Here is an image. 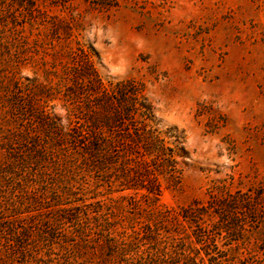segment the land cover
<instances>
[{
	"label": "rangeland",
	"instance_id": "rangeland-1",
	"mask_svg": "<svg viewBox=\"0 0 264 264\" xmlns=\"http://www.w3.org/2000/svg\"><path fill=\"white\" fill-rule=\"evenodd\" d=\"M78 41L104 82L143 84L160 126L183 130L186 165L151 204L127 208L76 146L53 139ZM34 145L40 161L13 162ZM227 218L241 228L227 232ZM262 221L264 0H0V264H210L205 251L264 264ZM145 224L147 238L130 235ZM104 233L130 239L124 255Z\"/></svg>",
	"mask_w": 264,
	"mask_h": 264
},
{
	"label": "trees",
	"instance_id": "trees-1",
	"mask_svg": "<svg viewBox=\"0 0 264 264\" xmlns=\"http://www.w3.org/2000/svg\"><path fill=\"white\" fill-rule=\"evenodd\" d=\"M70 54L64 72V88L59 91L65 103L67 123L64 133L54 131L53 139L76 146L83 153L85 164L107 186V192H120V198L128 200L127 208L137 205L138 196L140 201L151 204V200L161 193V179L167 182L177 180L186 165L189 152L183 130L175 125L160 126L143 84L132 78L104 82L94 65L97 54L92 45L78 41ZM43 120L48 128L55 126L57 129L55 120L48 116ZM42 157L41 150L34 145L29 153L13 162L20 167L30 160L40 161ZM13 162L7 171H13ZM126 190L131 193H122ZM54 201L57 207H61L58 200L53 198ZM108 202L96 201L107 207ZM236 202L239 201L232 196L228 202L219 205H227L226 210H229ZM12 212L16 214L18 209L14 208ZM109 213L100 210L97 214V217L104 218L106 230L113 221ZM13 221L8 220L11 226ZM228 221L230 228H225L227 232L241 228L234 219ZM261 225L264 233V221ZM153 231L154 228L145 224L132 230L130 235L147 238ZM103 236L109 251L118 248L122 255L125 254L130 239L117 238L110 233ZM205 255L210 264H226V259L221 256L215 257L206 251ZM185 256V264L194 263L192 256Z\"/></svg>",
	"mask_w": 264,
	"mask_h": 264
}]
</instances>
